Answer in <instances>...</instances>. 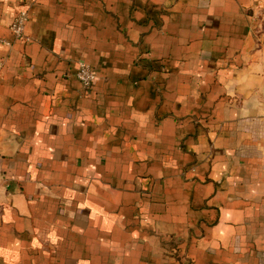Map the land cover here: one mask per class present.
<instances>
[{"label": "crops", "instance_id": "0c3cea01", "mask_svg": "<svg viewBox=\"0 0 264 264\" xmlns=\"http://www.w3.org/2000/svg\"><path fill=\"white\" fill-rule=\"evenodd\" d=\"M260 2L0 0V264H264Z\"/></svg>", "mask_w": 264, "mask_h": 264}, {"label": "built area", "instance_id": "2783aa9c", "mask_svg": "<svg viewBox=\"0 0 264 264\" xmlns=\"http://www.w3.org/2000/svg\"><path fill=\"white\" fill-rule=\"evenodd\" d=\"M25 20L26 13L20 12L14 17V20L11 24L12 31L19 37L23 34L22 31ZM76 75L81 83H83L84 85H89V83L94 78V71L88 63L80 62Z\"/></svg>", "mask_w": 264, "mask_h": 264}, {"label": "rangeland", "instance_id": "374dc122", "mask_svg": "<svg viewBox=\"0 0 264 264\" xmlns=\"http://www.w3.org/2000/svg\"><path fill=\"white\" fill-rule=\"evenodd\" d=\"M255 15V32L257 34L258 43L264 45V0L258 5Z\"/></svg>", "mask_w": 264, "mask_h": 264}]
</instances>
